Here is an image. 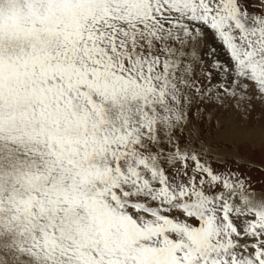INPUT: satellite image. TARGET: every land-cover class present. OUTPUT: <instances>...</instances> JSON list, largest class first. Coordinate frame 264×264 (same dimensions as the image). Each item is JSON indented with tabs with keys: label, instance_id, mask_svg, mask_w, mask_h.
<instances>
[{
	"label": "snow or ice",
	"instance_id": "obj_1",
	"mask_svg": "<svg viewBox=\"0 0 264 264\" xmlns=\"http://www.w3.org/2000/svg\"><path fill=\"white\" fill-rule=\"evenodd\" d=\"M0 264H264V0H0Z\"/></svg>",
	"mask_w": 264,
	"mask_h": 264
}]
</instances>
